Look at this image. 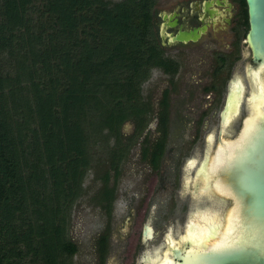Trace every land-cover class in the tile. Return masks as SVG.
<instances>
[{"label": "trees", "instance_id": "trees-1", "mask_svg": "<svg viewBox=\"0 0 264 264\" xmlns=\"http://www.w3.org/2000/svg\"><path fill=\"white\" fill-rule=\"evenodd\" d=\"M153 2L0 0V53L12 62L0 70V264H72L64 214L91 170L110 207L148 119L142 84L154 68L177 70L154 39ZM126 122L134 135H122Z\"/></svg>", "mask_w": 264, "mask_h": 264}, {"label": "water", "instance_id": "water-1", "mask_svg": "<svg viewBox=\"0 0 264 264\" xmlns=\"http://www.w3.org/2000/svg\"><path fill=\"white\" fill-rule=\"evenodd\" d=\"M247 30L242 52L249 54L241 75L233 68L224 105L217 111L221 126L204 135V154L194 145L183 160L180 200L190 193L192 209L184 224L175 218L160 241L148 242L152 231L150 205L141 224L143 243L136 264H264V0H244ZM195 30L178 31L171 41L194 40ZM245 103L246 114L238 117ZM240 120L234 138L233 121ZM222 137H226L222 139ZM185 191V192H184ZM231 218L230 233L225 219ZM223 238L222 242H218ZM216 241V245H211ZM107 264H115L113 255Z\"/></svg>", "mask_w": 264, "mask_h": 264}, {"label": "flooded vegetation", "instance_id": "flooded-vegetation-1", "mask_svg": "<svg viewBox=\"0 0 264 264\" xmlns=\"http://www.w3.org/2000/svg\"><path fill=\"white\" fill-rule=\"evenodd\" d=\"M151 13V30L161 50V55L164 58H168L170 62L177 64V70L170 77L166 72L154 68L160 71L163 75L161 78H165L169 83L167 86L159 88L155 95L154 92L150 95L142 92L144 99L149 103L148 119L141 133L135 139L129 141V149L126 151L124 158L119 161V173L115 181L113 175L109 176V186L114 181V196L110 201L109 208L100 207V204L106 203L105 198H100L102 196L100 195L102 182L100 178L94 177L95 173H97L96 171H90L93 174V179H95L94 183H97V187H93L94 185L90 184L89 188L85 190V195H90L87 200L104 217L102 227L93 238L95 240L93 245L95 264H107L112 255L113 259L120 264H136L144 243L141 239V224L147 223L150 205L154 203L146 206V201H141V197H136L134 192H132L134 195L131 197L129 195L128 199L123 198L122 195L127 193L128 190L125 189L120 193L118 192V182L122 176L123 163L128 154L132 153V156L137 159L135 164L137 170L139 169V164L143 167L141 171L144 172H142L140 183H138L142 192L150 189L149 181L154 175L155 179L153 180L154 184L151 186V191L164 193L165 195V190H167L166 192L168 193L175 184L174 180L178 178L177 155L181 148L180 146L182 144H190L196 132L207 126L205 123L207 119V115L204 112L205 109L201 106L195 107V102L193 105L192 102L187 103L186 98L192 94V98L196 95V97L203 96L208 101L209 98L218 95L220 91V89L218 91L216 86L218 84L224 89V101L234 66L238 69L242 62L245 66L246 61L251 60L249 54L244 56L242 52L245 45L243 38L246 35L247 18L245 25L241 0H154L151 6ZM184 30H195L199 35L194 40L188 39L184 40V42L170 40L178 31ZM204 54L210 56V59L207 60L210 69L206 77H204L206 83L200 89L190 92L186 80L181 81V83L174 80V78H179L177 74H179V70L184 64H188L197 57L202 58ZM205 61L206 59L200 61V65L206 64ZM230 68L228 77L224 78L225 76L221 74V69L227 70ZM175 89H178L179 96L184 99L179 106L173 109L174 105L171 102V97ZM174 96L176 95L174 94ZM161 115L166 117L165 128L160 123ZM217 124L221 126L219 121H217ZM127 126L130 127L129 130ZM134 129L135 126L129 122L124 123L122 128H120L123 136L134 135ZM187 130L193 131L191 137H185ZM175 135L177 136V143L173 144L169 138ZM201 142L204 147V137H202ZM131 167L134 169L133 165ZM179 170L183 173L182 165ZM82 195H84V191ZM118 196L123 198V202L119 204V207ZM154 208L151 207L152 218ZM117 209L118 211H116ZM146 209L147 211L144 213ZM139 213L145 217L140 222L138 234L133 238L128 232L133 227L135 218L139 217ZM106 226L107 233L104 237H101L100 232ZM154 230L156 228L152 224V231ZM156 234L157 230L153 238L147 240V243L160 241L162 235L158 236ZM103 239V245H101L100 243ZM131 239H134V241Z\"/></svg>", "mask_w": 264, "mask_h": 264}, {"label": "rangeland", "instance_id": "rangeland-1", "mask_svg": "<svg viewBox=\"0 0 264 264\" xmlns=\"http://www.w3.org/2000/svg\"><path fill=\"white\" fill-rule=\"evenodd\" d=\"M4 53H0V70L4 71L6 68L10 67L12 62L7 58L4 57ZM203 59H206L204 65H200V61ZM210 59V56L208 54H204L202 58H195L191 60L188 64H184L182 68L179 70L178 77L174 78L176 81H185L189 86L190 92L195 91L196 89H200L205 83L206 77L210 67L207 64V60ZM230 69H221V74L225 76L224 78H227ZM238 70L241 75H244V65L243 62L239 65ZM163 75L160 71H157V69H153L151 71L150 77L147 82L142 84V92L143 94H151L154 92V95L157 94L158 89L162 86H167L169 82L165 78H161ZM182 83V82H181ZM218 88V95L213 98H209L208 101L203 98V96L200 97H194L192 98V94L190 97L186 98L187 103H191L192 105L194 102L196 103L195 107L201 106L205 109V114L207 115L206 124L207 126L202 129L201 131H197L195 137L193 138L192 142L188 145L182 144L179 149L177 163L180 167L183 163V160H187L188 157H190V154L192 150L194 149V145L197 144V147H199V155L200 157L203 156L205 147H203L201 139L204 137V135L209 132L211 128H213L214 125L218 126L217 121V111L221 109V106H223V97H224V89L216 85ZM174 94L176 96L171 97V102H173V109L177 106H179L184 98H181L178 94V89H175ZM155 97V96H153ZM245 103L243 102L241 106H239V113L238 117H242L246 114L245 110ZM240 120L233 121L234 124V132L231 137L234 138V136L237 134L238 129L240 128ZM127 129L129 130L130 127L127 126ZM217 128H213V138H216ZM193 135L192 130H187L185 133V137H191ZM170 141H172L173 144L177 143V136H173L169 138ZM222 139L226 140V137H222ZM133 154H128L127 158L125 159L123 165V173L121 178L118 182V192L120 193L123 190H128L127 193L122 194L123 198L128 199L129 195L130 197L134 194L141 197V201H146V206H148L151 203H156L157 207L154 208L153 211V218H152V224L155 226L157 230L158 236H161L162 233H164L166 225L167 224H175V218L178 220L180 224H184V220L186 218V210L192 209L191 201H190V193L185 192V195L183 196L182 200H180L181 193V180H182V172L179 170L178 167V178H176L174 186L169 190L167 193L165 190L164 193H155L154 191H151V186L154 184L153 180L154 175L152 179L149 181V190L146 192H142L140 184V178L142 177L141 168L142 165L139 164V169L137 170L135 168V164L137 163V159L132 156ZM131 165L134 166V169L131 167ZM93 174L90 172L87 176H84V179L82 180V186H84V195L78 197L75 199L70 212L65 211L64 216H66V221L68 222L67 226V235L72 240H74L77 243L78 249L77 252L72 256V264H95V254H94V236L97 235L100 228L102 227L104 223V217L101 215V213L98 212V209L96 207L91 206V203H89L88 196L85 195V190L89 188L90 184L94 185L93 187H97V183L95 179H93ZM90 190V189H89ZM163 191V190H162ZM134 192V194H132ZM142 192V194H141ZM150 193V194H149ZM90 194V192H89ZM132 194V195H131ZM119 197V196H118ZM123 198L121 196L118 198V207L121 202H123ZM122 199V200H121ZM143 199V200H142ZM118 211V209L116 210ZM147 209L144 211L146 213ZM145 216H142L139 213V217L135 218V223L133 224V227L129 230V234L134 238L138 234L140 222L143 221V218ZM123 227V226H122ZM134 241V239H131ZM131 242V241H130ZM115 264H120L117 260H114Z\"/></svg>", "mask_w": 264, "mask_h": 264}, {"label": "bare ground", "instance_id": "bare-ground-1", "mask_svg": "<svg viewBox=\"0 0 264 264\" xmlns=\"http://www.w3.org/2000/svg\"><path fill=\"white\" fill-rule=\"evenodd\" d=\"M230 225L232 226L233 223H232V219L231 218H226L225 219V231L230 233ZM223 238H219L218 242H222ZM211 245H216V241H212L210 243V246Z\"/></svg>", "mask_w": 264, "mask_h": 264}]
</instances>
